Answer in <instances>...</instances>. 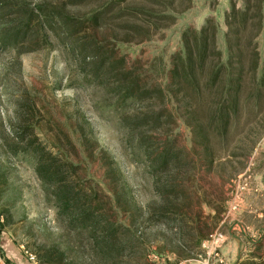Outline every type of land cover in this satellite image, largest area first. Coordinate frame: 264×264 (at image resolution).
<instances>
[{"label":"rangeland","instance_id":"obj_1","mask_svg":"<svg viewBox=\"0 0 264 264\" xmlns=\"http://www.w3.org/2000/svg\"><path fill=\"white\" fill-rule=\"evenodd\" d=\"M261 1L253 0L255 11ZM246 2L0 0V264H264V108L225 143L212 137L205 146L198 129L205 122L187 121L165 81L184 35L208 19L219 26L225 57V15ZM28 19L27 35L13 39ZM261 20L252 43L259 52L264 12ZM73 45L98 48L122 67L96 73ZM123 73L162 94L120 113L114 89ZM158 109L167 114L160 129L124 124ZM31 142L75 168L70 185L99 207L95 234L69 228L59 214L54 189L43 185L26 151ZM167 146L179 160L154 173L147 157ZM166 186L180 193L166 195ZM113 188L127 199L124 210L114 208ZM163 199L185 218L183 236L158 219ZM110 226L119 230L117 244L106 238Z\"/></svg>","mask_w":264,"mask_h":264},{"label":"trees","instance_id":"obj_2","mask_svg":"<svg viewBox=\"0 0 264 264\" xmlns=\"http://www.w3.org/2000/svg\"><path fill=\"white\" fill-rule=\"evenodd\" d=\"M246 1L247 5L243 9L237 8L234 4L231 11L225 15L227 28L224 36L227 50L225 57H222L218 47L219 26L213 19H208L199 31L187 32L184 35L182 50L172 56L166 74L168 95L170 97L172 95L176 102L179 101L184 106L185 111L189 113L187 121L197 117L199 119L197 121L205 122L198 125L199 131L205 134V146L209 141L212 142V137L213 140L225 143L226 137L241 124L243 119H251L264 108V51L259 52L257 48L252 47L254 34L259 33L263 28L261 19H263L264 1L256 7V11L253 0ZM30 21L28 19L24 23ZM27 23L23 24L13 39L18 40L20 36L27 35ZM71 50L72 53L83 57L84 61L89 57L87 60H91L89 64L96 66V73L104 67H107L106 73H116L122 67L119 62H109L107 54L102 55L98 48L73 45ZM89 51L93 57L88 56ZM121 77L122 80L114 89L119 96L120 113L124 108L132 109L162 94L161 87L157 89L147 82L141 84L128 73L121 74ZM200 105L205 111L201 110ZM166 116L164 109H158L141 118L135 115L132 120H124V124L134 131L148 128L155 130L162 127L161 121ZM165 123L169 124V122ZM28 147L26 151L32 158L39 179L49 192L54 189L52 194L59 208V214L68 217L69 228L78 231L90 229L95 234V224L97 226L99 224L96 215L99 207H94V198L86 201L85 190L77 192L76 188L70 185L69 176L72 177L75 168L69 169L68 165H59L56 157L34 147L33 142L29 143ZM18 150L14 149V152ZM147 158L151 163L149 168H156L154 173L166 170L179 160L168 146L156 156L148 155ZM113 165L112 162L110 171L113 175L112 184L116 185L119 182L116 175L118 177L120 175ZM109 192L112 195L114 208L124 210L128 203L122 192H118L116 188ZM178 192L179 189L169 190L168 186L163 189L166 195ZM170 205V202L163 199V204L157 209L156 215L167 227L171 222L175 223L178 235L183 236L186 232L185 218L178 210L171 209ZM151 210L149 206L148 212L150 213ZM106 232L108 242L117 244L120 238L118 228L110 226L106 228ZM207 238L208 236H203L199 239V243ZM122 246H127V243L124 242ZM104 251L107 252L105 249Z\"/></svg>","mask_w":264,"mask_h":264},{"label":"built area","instance_id":"obj_3","mask_svg":"<svg viewBox=\"0 0 264 264\" xmlns=\"http://www.w3.org/2000/svg\"><path fill=\"white\" fill-rule=\"evenodd\" d=\"M220 237H221V236H220ZM211 238H213V236H212Z\"/></svg>","mask_w":264,"mask_h":264}]
</instances>
